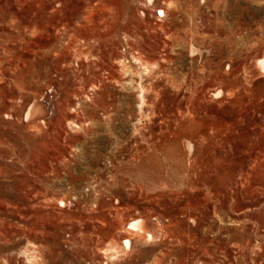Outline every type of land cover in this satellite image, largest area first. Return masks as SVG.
<instances>
[{
    "label": "rangeland",
    "instance_id": "1",
    "mask_svg": "<svg viewBox=\"0 0 264 264\" xmlns=\"http://www.w3.org/2000/svg\"><path fill=\"white\" fill-rule=\"evenodd\" d=\"M263 59L264 0H0V264H264Z\"/></svg>",
    "mask_w": 264,
    "mask_h": 264
},
{
    "label": "bare ground",
    "instance_id": "2",
    "mask_svg": "<svg viewBox=\"0 0 264 264\" xmlns=\"http://www.w3.org/2000/svg\"><path fill=\"white\" fill-rule=\"evenodd\" d=\"M159 16L160 17H164V12L163 10H160L159 11ZM134 61L138 62V64H140V60L139 59H135ZM259 65L264 69V59L259 61ZM145 71H148L147 70V66H144L143 68ZM141 77V76H140ZM141 104V103H140ZM143 106V105H142ZM143 110V109H142ZM144 112V111H143ZM145 114V113H144ZM30 114L27 115V117H29ZM142 117V116H141ZM145 118V117H144ZM129 226V230H132L133 232V237L134 238H138L139 239H144V243H148V242H152L154 240V236L152 233H150L148 230H146V227L144 225V222L143 220H136V221H132V223L128 224ZM131 238V237H129ZM125 237L123 239V244H124V247L128 250L131 249V241L130 239ZM110 252L113 253V257H116L119 255V252L116 248L114 247H111L110 249Z\"/></svg>",
    "mask_w": 264,
    "mask_h": 264
}]
</instances>
